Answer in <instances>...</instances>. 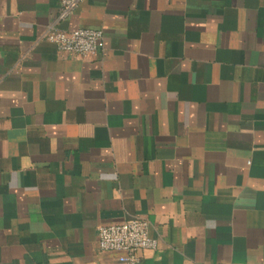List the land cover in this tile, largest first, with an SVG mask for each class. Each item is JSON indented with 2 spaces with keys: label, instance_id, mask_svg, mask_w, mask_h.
Segmentation results:
<instances>
[{
  "label": "crops",
  "instance_id": "obj_1",
  "mask_svg": "<svg viewBox=\"0 0 264 264\" xmlns=\"http://www.w3.org/2000/svg\"><path fill=\"white\" fill-rule=\"evenodd\" d=\"M60 7L0 0V264H124L97 228L133 217L135 264H264V0Z\"/></svg>",
  "mask_w": 264,
  "mask_h": 264
},
{
  "label": "built area",
  "instance_id": "obj_2",
  "mask_svg": "<svg viewBox=\"0 0 264 264\" xmlns=\"http://www.w3.org/2000/svg\"><path fill=\"white\" fill-rule=\"evenodd\" d=\"M81 0H61L58 18L69 16L80 4ZM103 33L99 29L76 28L63 30L53 28L47 33V38L63 49L77 55L105 54ZM140 38L136 39L134 51L140 49ZM149 221L142 217L102 224L97 228L98 245L104 250L119 251L118 259L124 264H135L139 260L138 250L154 248L157 239L148 234Z\"/></svg>",
  "mask_w": 264,
  "mask_h": 264
}]
</instances>
